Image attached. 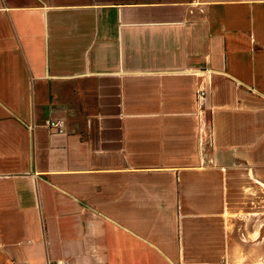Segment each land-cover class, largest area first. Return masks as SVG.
I'll return each instance as SVG.
<instances>
[{
  "label": "crops",
  "instance_id": "1",
  "mask_svg": "<svg viewBox=\"0 0 264 264\" xmlns=\"http://www.w3.org/2000/svg\"><path fill=\"white\" fill-rule=\"evenodd\" d=\"M51 263L264 264V0H0V264Z\"/></svg>",
  "mask_w": 264,
  "mask_h": 264
},
{
  "label": "built area",
  "instance_id": "2",
  "mask_svg": "<svg viewBox=\"0 0 264 264\" xmlns=\"http://www.w3.org/2000/svg\"><path fill=\"white\" fill-rule=\"evenodd\" d=\"M207 105H208V91L205 88H200L197 94V106L200 113V116L205 117V113L207 111ZM47 127L50 130V132L63 135L65 134V122L62 120H54L50 119L47 122ZM201 135L202 140L206 142L212 141V135H211V129L208 128L205 120L202 119L201 124ZM51 264H61V263H51Z\"/></svg>",
  "mask_w": 264,
  "mask_h": 264
}]
</instances>
